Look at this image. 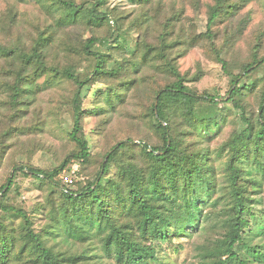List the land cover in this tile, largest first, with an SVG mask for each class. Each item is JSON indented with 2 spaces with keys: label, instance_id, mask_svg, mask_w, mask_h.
Wrapping results in <instances>:
<instances>
[{
  "label": "trees",
  "instance_id": "1",
  "mask_svg": "<svg viewBox=\"0 0 264 264\" xmlns=\"http://www.w3.org/2000/svg\"><path fill=\"white\" fill-rule=\"evenodd\" d=\"M53 1L66 11L62 19L66 25L83 24L93 32L111 21L100 9L105 0H96L87 9L72 1ZM131 1L137 6L146 7L152 0ZM228 1L218 0V9L209 23L218 17L221 9H228V14L233 8L237 10L235 4L227 5ZM172 25L169 22L164 25L171 34ZM164 35L157 45L138 39L135 44L138 50L129 51V57L119 53L117 47L109 48L114 49L109 55L92 50L98 43L108 45L113 39L111 33L102 36L93 32L85 40L81 53L94 60L92 70L83 78L76 73H67L68 79L75 84V92L69 102L72 126L66 132V137L75 150L50 170L15 165L0 186V213L23 223L21 229L17 230L5 221V217L0 220V264H88L94 261L95 258L90 259L86 252L75 256L57 251L60 244L52 242L60 239L62 232L68 237L76 235L81 243L88 242L94 236L100 238L104 254L112 256L117 264H150L149 260L155 258L153 244L172 241L173 236L182 233L185 228H197L204 205L211 203L218 191L224 192L232 200L233 218L221 239L204 249L203 258L218 259L217 264H249L250 259L264 261L261 248L245 242L244 230L249 225L246 215H254L241 181L243 158L249 159L254 169H264V84L259 86V81L243 83L248 74L264 63V55L259 56V45H255L257 48L251 58L240 66L237 75H233L221 56L214 54L227 76H232V85L225 100L207 93L198 94L186 86V79L180 74L171 55V50L177 45ZM47 46V40L38 42L30 53L0 46L1 58L19 61L20 64L16 68L12 62L14 70L7 76L12 79L2 83L1 87L12 118L22 119L20 113H25L22 107L31 91L29 86H34L36 80L49 71L43 61ZM110 62L115 66L109 67ZM147 65L153 68V74L160 76L158 71L165 73L164 77L160 76L161 80L166 78L168 81L161 84L151 82L153 74L144 73ZM29 72L32 73L31 77ZM97 83L107 86L105 102L113 106V109L105 111L107 114L123 103L125 92L142 86L146 88L149 84L151 102L142 122L154 140L138 137L139 142L134 144V139L129 137L111 144L107 142L108 150L102 156L95 179L79 183L75 180L79 188L70 191L59 186L57 177L71 161L82 167L91 162L90 147L83 129L86 112L82 107L81 94L83 88ZM252 92H255L258 106L256 114L249 116L241 104V98ZM228 103L239 112L244 128L239 134H233L219 153L229 154L224 166L227 185L222 188L216 183L211 151L191 148L193 143H188L185 137L200 128L209 130L212 126H218L219 121H223L219 105ZM97 112L94 111V114ZM19 131L22 130L14 127L13 131L10 129L6 132L4 138L11 139ZM127 151H133V154L127 156ZM4 153L5 149L0 151V164ZM114 166L117 169L115 175L103 185L104 178ZM18 173L46 184L52 189L51 194L58 192V198L50 201L56 216L44 225L41 232L35 231L34 222L26 211L7 203ZM39 208L47 211L46 205ZM129 224L132 227L136 224V229L133 230ZM244 252L247 257L242 256Z\"/></svg>",
  "mask_w": 264,
  "mask_h": 264
},
{
  "label": "rangeland",
  "instance_id": "2",
  "mask_svg": "<svg viewBox=\"0 0 264 264\" xmlns=\"http://www.w3.org/2000/svg\"><path fill=\"white\" fill-rule=\"evenodd\" d=\"M67 1L87 9L96 0ZM228 3L235 4L237 10L233 8L228 14V9H221L218 17L209 23L214 11L218 9V0H152L146 7L137 6L131 0H105L100 9L111 21L93 32L102 36L111 33L113 39L108 45L95 44L92 50L109 55L114 50L109 48L117 47L119 53L129 57L132 49L137 52L135 44L138 39L157 45L160 37L167 33L164 37L167 36L168 41L177 45L171 50V55L180 74L186 79V86L198 94L207 93L226 100L232 76H227L214 54L221 56L233 75L239 73L240 66L251 58L257 45L259 56L264 55V0H229ZM56 4L53 0H0V46L30 53L38 42L47 40L43 61L49 70L36 80L34 86H29L31 91L22 107L25 113H20L22 119L18 120L12 118V112L6 104V95L1 89L2 83L12 79L7 76L14 70L13 61L0 57V151L5 149L0 164V186L15 165L50 170L60 165L65 155H71L75 150V146L66 137V132L72 126L69 102L75 92V84L68 79L67 73H76L83 78L92 70L94 60L81 52L85 40L93 32L83 24L66 25L62 20L66 11ZM166 22L173 24L172 34L164 26ZM18 62H13L16 68L20 67ZM108 66L115 65L110 62ZM148 66L144 73L153 74V68ZM157 73L164 77L165 73ZM28 75L31 77L32 73ZM160 76L153 74L150 81L159 84L168 81L166 78L161 80ZM257 81L259 86L264 84V63L248 74L243 83ZM106 90L107 86L99 83L82 90V107L86 112L83 129L90 147L91 162L82 167L71 161L57 177L60 187L75 191L79 188L75 180L78 183L93 181L102 156L108 150L107 142L111 144L129 137L134 139V144L139 142L138 137L154 140L142 122L151 102L150 85L125 92L123 103L118 104L109 114L105 111L113 109V106L105 102ZM254 93H247L241 98V104L249 116L257 112L258 100ZM219 109L223 112V121H219L218 126H212L209 130L200 128L186 136L185 140L193 143L191 148L211 151L216 183L224 188L227 185L224 166L229 160V154L219 153L233 134L241 132L244 123L232 104H221ZM94 111L98 112L94 114ZM14 127L22 131L15 132L11 139H5L6 132L10 129L13 131ZM127 153L130 156L133 151ZM242 160L241 181L254 215H246L249 225L244 230V238L246 243L257 245L264 252V169L256 170L249 159ZM64 171L72 174L70 185L61 180ZM116 171V167H112L102 184L106 185V181ZM51 190L46 184L18 173L15 186L6 200L9 205L26 211L34 222L35 231L41 232L44 225L56 216L50 201L58 198V192L51 194ZM232 204L224 192L218 191L212 202L204 205L198 227L185 228L182 233L174 235L172 241L154 243L155 258L149 260V263L217 264L218 259H205L202 253L204 249L215 245L225 233L228 222L233 218ZM40 205H46L47 211L41 210ZM3 217L12 228L19 230L23 226L21 220L0 213V220ZM129 225L132 227V224ZM132 229H136V224ZM70 237L62 232L61 238L52 242L60 244L56 250L61 251V254L79 256L86 252L87 257L95 258L88 264H117L112 256L104 254L100 238L94 236L88 242L81 243L76 235L71 234ZM242 256L247 257V254L244 252ZM249 264H264V261L250 259Z\"/></svg>",
  "mask_w": 264,
  "mask_h": 264
},
{
  "label": "built area",
  "instance_id": "3",
  "mask_svg": "<svg viewBox=\"0 0 264 264\" xmlns=\"http://www.w3.org/2000/svg\"><path fill=\"white\" fill-rule=\"evenodd\" d=\"M61 180H63V183L66 184V185H70L73 181L72 179V174L69 175L67 172H63L62 175H61Z\"/></svg>",
  "mask_w": 264,
  "mask_h": 264
},
{
  "label": "water",
  "instance_id": "4",
  "mask_svg": "<svg viewBox=\"0 0 264 264\" xmlns=\"http://www.w3.org/2000/svg\"><path fill=\"white\" fill-rule=\"evenodd\" d=\"M157 106V102H155V107Z\"/></svg>",
  "mask_w": 264,
  "mask_h": 264
}]
</instances>
